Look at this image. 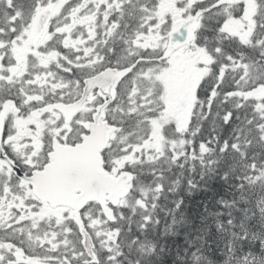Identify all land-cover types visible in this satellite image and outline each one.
<instances>
[{"label": "snow or ice", "instance_id": "obj_1", "mask_svg": "<svg viewBox=\"0 0 264 264\" xmlns=\"http://www.w3.org/2000/svg\"><path fill=\"white\" fill-rule=\"evenodd\" d=\"M0 264H264V0H0Z\"/></svg>", "mask_w": 264, "mask_h": 264}]
</instances>
